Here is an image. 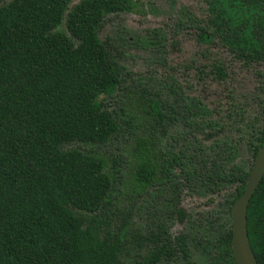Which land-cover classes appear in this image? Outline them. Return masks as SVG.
<instances>
[{
    "label": "trees",
    "instance_id": "obj_1",
    "mask_svg": "<svg viewBox=\"0 0 264 264\" xmlns=\"http://www.w3.org/2000/svg\"><path fill=\"white\" fill-rule=\"evenodd\" d=\"M199 40H216L244 67H264V0H204ZM12 0L0 7V264H193L188 239L197 240L206 264H236L231 210L244 193L253 161L264 145L263 123L251 122L241 143L219 139L220 123L196 97L174 104L146 98L142 113L183 132L167 155L143 142L135 148L133 180L141 187L169 184L180 221V192H226L217 209L200 216L193 232L164 229L140 260L129 261L132 213L114 231L107 209L122 170L104 156L67 146L106 145L133 124L109 110L102 97L122 88L121 53L99 33L106 18L134 11V0ZM68 34L59 30L62 22ZM218 76L226 73L217 67ZM263 79L264 72L258 71ZM123 114V111H122ZM180 140V141H179ZM211 141V143H208ZM207 143V144H206ZM247 228L258 264H264V177L250 200ZM205 242L206 246L203 245Z\"/></svg>",
    "mask_w": 264,
    "mask_h": 264
},
{
    "label": "rangeland",
    "instance_id": "obj_2",
    "mask_svg": "<svg viewBox=\"0 0 264 264\" xmlns=\"http://www.w3.org/2000/svg\"><path fill=\"white\" fill-rule=\"evenodd\" d=\"M11 1L0 0V7ZM79 1L73 0L71 7ZM134 2V11L108 16L99 33L102 41L109 40L121 53L119 61L129 73L121 89L102 99L109 110L117 111L122 117L125 114L133 124L122 123L120 134L106 145L74 143L67 146L104 156L107 170L117 160L116 167L121 168L123 178L117 185L113 205L107 209L106 221L108 228L116 231L129 212L132 213L129 242L124 249L129 261L146 255L153 246L152 239L161 236L164 229L172 238L197 232L194 229L200 216L216 210L226 195V192L215 195L210 203L209 196L180 192L186 213L180 221L173 203L178 194L171 192L169 184L158 182L143 188L134 182L132 172L139 142L156 148L158 155H167L183 132L175 121L165 120L159 125L142 113L140 97L143 101L151 97L174 104L179 93L202 100L212 111V118L222 126L219 139L241 143L237 162L248 156L245 139L249 124L256 122L260 126L264 116V82L257 74L264 72V67H244L216 40L212 44L199 40L195 24L206 17L204 0ZM59 30L69 35L65 20ZM216 64L223 66L224 79L219 78L214 68ZM197 242L191 237L187 241L191 261L206 264ZM203 245L206 246L205 242ZM175 264L184 263L178 259Z\"/></svg>",
    "mask_w": 264,
    "mask_h": 264
},
{
    "label": "water",
    "instance_id": "obj_3",
    "mask_svg": "<svg viewBox=\"0 0 264 264\" xmlns=\"http://www.w3.org/2000/svg\"><path fill=\"white\" fill-rule=\"evenodd\" d=\"M263 177L264 145L254 159L244 193L234 202L231 210V248L236 264H258L248 235L247 212L250 200Z\"/></svg>",
    "mask_w": 264,
    "mask_h": 264
},
{
    "label": "flooded vegetation",
    "instance_id": "obj_4",
    "mask_svg": "<svg viewBox=\"0 0 264 264\" xmlns=\"http://www.w3.org/2000/svg\"><path fill=\"white\" fill-rule=\"evenodd\" d=\"M206 18V17H205ZM205 18L204 19H202V20H199L198 21V23L197 24H195V26H196V28H197V30L199 29V26H201V25H203L204 24V20H205ZM191 23L193 24V21H191ZM194 25V24H193ZM198 35H199V31H198ZM214 41H212V43H213ZM218 42V41H217ZM203 43H206V42H203ZM211 43V44H212ZM206 44H208V43H206ZM222 46V45H221ZM223 47V46H222ZM218 66H221V68H222V70H223V72H224V68H223V66L222 65H220V64H216V65H214V68H215V70H216V72H217V67ZM218 73V72H217ZM192 97V96H191ZM254 162V161H253ZM253 165V164H252ZM231 222H232V220H231Z\"/></svg>",
    "mask_w": 264,
    "mask_h": 264
}]
</instances>
